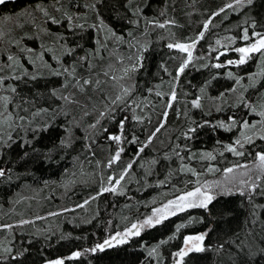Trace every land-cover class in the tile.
I'll return each mask as SVG.
<instances>
[{
  "label": "trees",
  "instance_id": "trees-1",
  "mask_svg": "<svg viewBox=\"0 0 264 264\" xmlns=\"http://www.w3.org/2000/svg\"><path fill=\"white\" fill-rule=\"evenodd\" d=\"M231 2L0 5V264H169L187 234L205 233V251H187L181 264H264V130L228 148L257 117L251 109L264 107V63L254 54L181 73L187 53L168 47L264 33V0ZM117 58L137 67L121 78ZM211 165L216 176L230 167L234 186L213 191L207 208L167 214L91 251Z\"/></svg>",
  "mask_w": 264,
  "mask_h": 264
},
{
  "label": "rangeland",
  "instance_id": "rangeland-1",
  "mask_svg": "<svg viewBox=\"0 0 264 264\" xmlns=\"http://www.w3.org/2000/svg\"><path fill=\"white\" fill-rule=\"evenodd\" d=\"M243 1H247V0H241V2H243ZM236 2H237V0H234V2H231L229 4V5H231V8L236 7V5H237ZM244 32L241 35V37L239 38V40H240L239 44H234V41L236 40V38H234V37H226L225 39H221V40L218 39L217 42H214L213 44L209 45L205 49L200 48L199 50H197V48H196L197 44H195V46L193 47V49L191 51L192 58H191L189 63H197V62L205 61V62H211L213 65H224L225 67H227L229 65L236 66V65L241 64V63H239L240 58L242 55H245V54L238 52L237 49L249 47L252 43H256L260 39L259 36L254 35L255 33H258V32H252L251 34H248L250 39L245 40L243 38ZM260 34L264 35V33H260ZM200 36H201V33L198 34L197 38L199 39ZM25 49H26V53H28L30 51L29 47H26ZM254 54L257 55V57L261 59V63H264V51L250 53V54L245 55V61L250 59L251 56ZM222 55L225 56V58L223 60H220ZM25 58H27V57L25 56ZM187 59H188V54L186 55V59L184 60V62ZM229 61H232V63H228ZM116 62L118 64H120L122 67L121 72L119 74H117L121 78L125 77V75H127L128 73H131L137 67V65L135 63L127 65V62L125 60H122V58H117L115 61V64H116ZM184 62H183V64H184ZM256 74H258L257 75L258 77L256 78L257 81H255V84L258 83V81L260 80L261 71L258 70L256 72ZM228 75H230V74L228 73ZM246 76H248V75H246ZM250 78H253V77H250ZM2 86H3V80L2 81L0 80V88H2ZM263 109H264V107H262V109H259L258 111L251 109V111L256 113L257 117L254 118L253 120H251L250 122H243L242 123V125H241V127H242L241 137H239L236 140V141H239V143H236V141H235L234 143L228 145V148L232 147V148L237 150L238 145L239 144L241 145L242 143H244L245 139L248 140L251 137H254L257 135H260V136L263 135L262 131L264 130V115H261V113H264ZM1 114H2V112L0 113V115ZM4 119H5V117L2 118V122ZM245 123L248 124V127L244 126ZM253 128H255L256 130H260L259 134H257L258 132H255L252 135H248V133ZM213 166L214 165L207 167V169H206L207 173H204L205 175L202 178L199 177L197 179H194V185L192 186V188H190L186 191L180 190V191L176 192L175 194H171L168 197H164V198L161 197L160 199L155 200L154 206L151 208L149 215L147 216L146 219H144L142 221L141 224H143L144 221L149 219V218H152L153 223H154L157 218L164 217L166 214L173 213V209L175 208V205H172V206H169L168 208H165V206L168 205V202L177 200L178 197H180L181 195H184L185 193H187L189 191H194L196 188H200L201 192L206 193L207 195H210V196H211V193L213 191L219 192V191L231 190L232 187L234 186V184H232L233 179H231V176H229V175L233 171H231V172L226 171L227 169H230V167L224 166L223 167V171H224L223 175L222 176H216ZM198 176L199 175H197V177ZM117 181H118V179H116L112 184L106 185L104 187V189L115 188L117 186ZM187 208H191V207H186V208H184V210ZM158 209H163L164 211L158 212L157 211ZM180 211H183V210H176L175 212H180ZM133 224L138 225V226L141 225L139 223L133 222V223L129 224L125 229H123L121 231L114 232L113 234L110 235L109 238L113 237L117 233L122 234V233L126 232L128 229L132 228ZM197 235H200V234H187L185 236V238L189 237V236H197ZM185 238H184L182 247L173 254L169 264H181L182 258L177 256L176 254L182 250L187 252L189 248H192V246L195 242L190 241L188 244H185ZM115 243H117V242H115ZM156 250L157 249L154 246L149 248V251L155 252V254H156ZM53 262H55V260L48 261L46 264H53Z\"/></svg>",
  "mask_w": 264,
  "mask_h": 264
},
{
  "label": "snow or ice",
  "instance_id": "snow-or-ice-1",
  "mask_svg": "<svg viewBox=\"0 0 264 264\" xmlns=\"http://www.w3.org/2000/svg\"><path fill=\"white\" fill-rule=\"evenodd\" d=\"M6 2V0H0V4H4ZM241 0H237V3H240ZM247 2L249 4L252 3V0H247ZM229 7H231V5H229ZM161 27H163V25H161ZM205 28H207V25H205ZM203 35V33H201V36ZM254 35H257L260 37L259 41L256 43H252L249 47L246 48H239L237 49L238 52L242 53V54H250V53H255V52H261L264 51V35H261L260 33H255ZM243 38L245 40H249L250 37L248 35L247 30H245L244 32V36ZM169 48L172 47H176L178 49H180L182 52H187L188 54V59L184 62V64L181 65V67L179 68V72H183L184 68L187 66V64L190 62L191 58H192V54H191V49L194 47V43L190 44V45H184V44H176V45H172L169 44L168 45ZM245 55H242L240 58L239 63H244L245 62ZM228 63H232V61H229ZM217 67H219L220 65H216ZM173 99H175V96L173 95L172 97ZM198 106V105H197ZM261 115H264V113H261ZM245 127H248V124L245 123L244 125ZM121 127H123V124H121ZM159 130V129H158ZM194 131V129H193ZM112 139H115L117 141L120 140L119 136H114L111 137ZM236 143H239V141H236ZM140 151H143V149L141 148ZM229 151H235L234 148L229 147ZM239 154V153H237ZM116 158H119V152H117L116 154ZM259 160L261 162H264V154H260L259 155ZM129 167H131V165H129ZM226 171L231 172L232 169H227ZM4 175V171L2 169H0V176ZM119 181H117L118 183ZM109 189H104V191H108ZM114 191V189H112ZM213 197L210 195H207L206 193L201 192L200 188H196L194 191H189L187 193H185L184 195H181L180 197H178L177 200L174 201H169L168 205L165 206V208H168L169 206L175 205V208L173 209V213H175L176 210H184V208L186 207H203V208H207L208 204L212 201ZM158 212H163V209H158ZM163 217L157 218L156 219V223H160L161 219ZM153 223L152 218H149L147 220L144 221L143 224L137 226L135 224L132 225V228L128 229L126 232L124 233H117L116 236L111 237L110 239L105 240L102 244H97L95 248L91 249V251L95 252L97 250L103 251L105 249V247H111L112 246V242L116 241L117 243H125L127 242V239L129 236H137L140 234V229L143 228L145 225H149L151 226ZM207 235V233L203 234V235H197V236H189L185 238V244H188L190 241H194L195 243L193 244L192 248H189L188 251H192L193 249L195 251H205V248L202 247V243L205 240V236ZM151 254V253H150ZM74 256H79L80 253H74ZM179 257H183L185 255H187V252L185 251H180L176 254ZM53 264H63L62 260H57L55 262H53Z\"/></svg>",
  "mask_w": 264,
  "mask_h": 264
},
{
  "label": "water",
  "instance_id": "water-1",
  "mask_svg": "<svg viewBox=\"0 0 264 264\" xmlns=\"http://www.w3.org/2000/svg\"><path fill=\"white\" fill-rule=\"evenodd\" d=\"M7 1H15V0H6V2ZM1 5V4H0ZM196 42H197V40L196 39H193V40H191V41H187V42H184V43H176V44H184V45H190V44H193L194 43V46H195V44H196ZM176 44H173V45H176ZM173 48H176V47H173ZM176 49H178V48H176ZM193 49V48H192ZM192 49H191V51H192ZM187 53V52H186ZM116 236V235H115Z\"/></svg>",
  "mask_w": 264,
  "mask_h": 264
},
{
  "label": "bare ground",
  "instance_id": "bare-ground-1",
  "mask_svg": "<svg viewBox=\"0 0 264 264\" xmlns=\"http://www.w3.org/2000/svg\"><path fill=\"white\" fill-rule=\"evenodd\" d=\"M200 47V46H199ZM204 47V46H203ZM27 56V55H26ZM25 57V56H24ZM214 62V61H213ZM8 66H10V65H8ZM12 68V67H11ZM15 68H17V67H15ZM213 70V69H212ZM218 70V69H217ZM206 72V71H205ZM226 111V110H225ZM198 112V111H197ZM215 116V115H214ZM243 116V115H242ZM198 117V116H197ZM236 118V117H235ZM203 119V118H202ZM208 119V118H207ZM238 121V120H237ZM225 122V121H224ZM237 127V126H236ZM199 128V127H198ZM239 128V127H238ZM194 133V132H193ZM216 159V158H215ZM226 159V158H225ZM230 159V158H229ZM228 159V160H229ZM227 160V159H226ZM225 161V160H224ZM218 162V161H217ZM226 163V162H225ZM219 164V163H218ZM220 165V164H219ZM205 166V165H204ZM215 168V167H214Z\"/></svg>",
  "mask_w": 264,
  "mask_h": 264
},
{
  "label": "flooded vegetation",
  "instance_id": "flooded-vegetation-1",
  "mask_svg": "<svg viewBox=\"0 0 264 264\" xmlns=\"http://www.w3.org/2000/svg\"><path fill=\"white\" fill-rule=\"evenodd\" d=\"M246 62V61H245ZM240 65V64H239ZM220 66H224V65H220ZM233 67L232 65H229V66H227V67ZM258 84V83H257ZM253 112V111H252ZM263 112H264V110H263ZM254 113V112H253ZM245 122H247V121H245ZM167 215V214H166Z\"/></svg>",
  "mask_w": 264,
  "mask_h": 264
}]
</instances>
